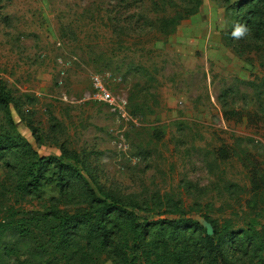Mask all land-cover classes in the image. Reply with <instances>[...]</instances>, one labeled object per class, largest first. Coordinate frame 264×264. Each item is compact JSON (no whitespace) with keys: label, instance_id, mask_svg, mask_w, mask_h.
Here are the masks:
<instances>
[{"label":"rangeland","instance_id":"rangeland-1","mask_svg":"<svg viewBox=\"0 0 264 264\" xmlns=\"http://www.w3.org/2000/svg\"><path fill=\"white\" fill-rule=\"evenodd\" d=\"M239 1L0 0V82L10 97L0 132L83 179L19 191L10 156L0 162V216L73 215L94 196L140 222L193 219L208 236L252 228L248 244L226 235L214 263L264 264L254 250L264 247V25L248 22ZM236 24L246 37L231 36ZM84 228L65 248L48 231H9L4 264H117ZM172 238L156 244V262L177 264L184 244L193 264H206L197 234Z\"/></svg>","mask_w":264,"mask_h":264},{"label":"trees","instance_id":"trees-1","mask_svg":"<svg viewBox=\"0 0 264 264\" xmlns=\"http://www.w3.org/2000/svg\"><path fill=\"white\" fill-rule=\"evenodd\" d=\"M255 2H258V0L249 2L248 0H241L238 2L237 7L240 11H245L242 14H246L244 17L248 22L259 16L261 25H264V5L260 12L256 10L251 13L253 11L251 5ZM9 100L10 97L0 82V108H5ZM33 134H35V131H33ZM10 156H14L21 173L17 185L19 191L35 192L46 181V178L51 182L54 180L59 182L60 180L83 182L82 176L76 167L62 162L55 156L38 157L28 141L19 134L13 131L0 132V162L5 161L9 166L6 160ZM45 173H50V175L46 176ZM120 206L92 196L88 207L73 215L50 211L48 214H36L39 216L37 218L20 217L15 219L13 213H4L0 216V264H4L5 256L2 251V248L5 247L1 245L3 243L2 236L9 231H14L21 237L27 236L28 232L34 229H38L40 232L48 231L58 239L57 246L65 248L74 229L87 227L84 228L87 237L97 240L102 246L110 250L116 256L117 264H163L162 260L155 261L160 259V255L155 251L158 248L156 244L163 243L170 237H173L174 240H177L176 238L187 240L186 236L193 234H197L200 249L206 253V264H215L214 261H217L218 256H222L224 252L222 248L225 244L226 235L233 233L228 229L227 232L230 233L217 234L215 232V235L208 236L206 230L198 222L189 218L140 222L133 211ZM113 220L115 223L110 225ZM118 228L123 235L121 244H116V240L112 235L113 230H118ZM152 228L155 229L154 234L151 233ZM254 232L252 228H249L247 232L242 231L237 236V233H233L229 238V243L239 240L242 245L248 244L249 239H253ZM250 246H252V243ZM254 250L261 253L264 262V247L260 246L258 242L254 245ZM193 252L197 253V250L194 249ZM153 256H155V259H153ZM173 256L177 264H193L195 259L190 248L186 249L184 244L179 248V252H176Z\"/></svg>","mask_w":264,"mask_h":264},{"label":"clouds","instance_id":"clouds-1","mask_svg":"<svg viewBox=\"0 0 264 264\" xmlns=\"http://www.w3.org/2000/svg\"><path fill=\"white\" fill-rule=\"evenodd\" d=\"M249 33V29L246 25L243 24H236L233 27V30L231 32V36L234 39H242L244 37H246Z\"/></svg>","mask_w":264,"mask_h":264},{"label":"water","instance_id":"water-1","mask_svg":"<svg viewBox=\"0 0 264 264\" xmlns=\"http://www.w3.org/2000/svg\"><path fill=\"white\" fill-rule=\"evenodd\" d=\"M206 232H207L208 235H210L211 232H212V229L210 227H207Z\"/></svg>","mask_w":264,"mask_h":264}]
</instances>
